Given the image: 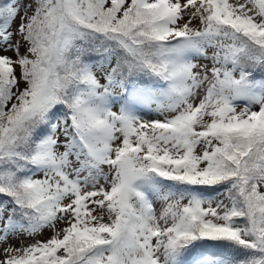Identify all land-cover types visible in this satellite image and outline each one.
<instances>
[{
	"label": "snow or ice",
	"instance_id": "obj_1",
	"mask_svg": "<svg viewBox=\"0 0 264 264\" xmlns=\"http://www.w3.org/2000/svg\"><path fill=\"white\" fill-rule=\"evenodd\" d=\"M0 264H264V0H0Z\"/></svg>",
	"mask_w": 264,
	"mask_h": 264
},
{
	"label": "rangeland",
	"instance_id": "obj_2",
	"mask_svg": "<svg viewBox=\"0 0 264 264\" xmlns=\"http://www.w3.org/2000/svg\"><path fill=\"white\" fill-rule=\"evenodd\" d=\"M149 118H154V117H149ZM156 207H157V212L159 213V210L162 206L158 204ZM51 234H52L51 231H46L42 236L37 237V239H47L51 236ZM28 242H31V241H28ZM13 243H18V242L13 241Z\"/></svg>",
	"mask_w": 264,
	"mask_h": 264
}]
</instances>
